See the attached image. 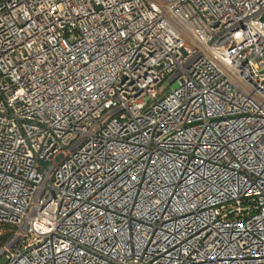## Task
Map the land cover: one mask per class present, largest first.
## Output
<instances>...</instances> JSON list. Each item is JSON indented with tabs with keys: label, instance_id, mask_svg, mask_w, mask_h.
Segmentation results:
<instances>
[{
	"label": "built area",
	"instance_id": "2783aa9c",
	"mask_svg": "<svg viewBox=\"0 0 264 264\" xmlns=\"http://www.w3.org/2000/svg\"><path fill=\"white\" fill-rule=\"evenodd\" d=\"M0 264H264V0H0Z\"/></svg>",
	"mask_w": 264,
	"mask_h": 264
},
{
	"label": "trees",
	"instance_id": "16d2710c",
	"mask_svg": "<svg viewBox=\"0 0 264 264\" xmlns=\"http://www.w3.org/2000/svg\"><path fill=\"white\" fill-rule=\"evenodd\" d=\"M4 228H2V226H0V230H3ZM5 235L4 234H0V246L2 245L4 239H5Z\"/></svg>",
	"mask_w": 264,
	"mask_h": 264
}]
</instances>
